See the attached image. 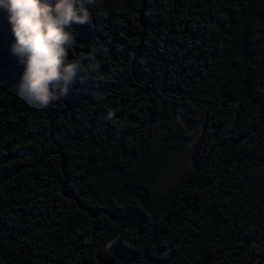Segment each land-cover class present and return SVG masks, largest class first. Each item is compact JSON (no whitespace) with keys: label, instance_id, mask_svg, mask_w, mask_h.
<instances>
[{"label":"trees","instance_id":"16d2710c","mask_svg":"<svg viewBox=\"0 0 264 264\" xmlns=\"http://www.w3.org/2000/svg\"><path fill=\"white\" fill-rule=\"evenodd\" d=\"M84 6L47 107L0 11V264H264V0Z\"/></svg>","mask_w":264,"mask_h":264},{"label":"clouds","instance_id":"9594fccd","mask_svg":"<svg viewBox=\"0 0 264 264\" xmlns=\"http://www.w3.org/2000/svg\"><path fill=\"white\" fill-rule=\"evenodd\" d=\"M0 11L14 37L10 51L23 65L18 95L44 107L67 95L80 71L78 60L67 59L75 43L72 28L91 20L84 0H0Z\"/></svg>","mask_w":264,"mask_h":264},{"label":"rangeland","instance_id":"374dc122","mask_svg":"<svg viewBox=\"0 0 264 264\" xmlns=\"http://www.w3.org/2000/svg\"><path fill=\"white\" fill-rule=\"evenodd\" d=\"M200 132V128L197 127L192 131V136L189 141L185 144L186 152L185 155L176 158L171 166L165 171V175L162 176L158 181V186L161 189H166L174 184L180 178L186 176L193 168V162L191 161V148L195 143ZM165 135V130L162 128H157L153 131V136L156 139H163Z\"/></svg>","mask_w":264,"mask_h":264},{"label":"water","instance_id":"95a60500","mask_svg":"<svg viewBox=\"0 0 264 264\" xmlns=\"http://www.w3.org/2000/svg\"><path fill=\"white\" fill-rule=\"evenodd\" d=\"M191 161H192V162L194 161V159H193V154H191Z\"/></svg>","mask_w":264,"mask_h":264}]
</instances>
